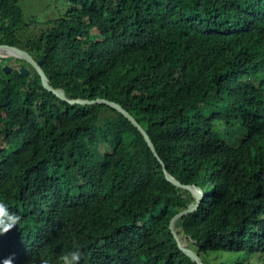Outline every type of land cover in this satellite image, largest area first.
Instances as JSON below:
<instances>
[{"label":"trees","instance_id":"1","mask_svg":"<svg viewBox=\"0 0 264 264\" xmlns=\"http://www.w3.org/2000/svg\"><path fill=\"white\" fill-rule=\"evenodd\" d=\"M63 2L29 33L18 2L0 0V44L44 61L69 99L121 105L168 172L203 190L182 231L204 264H264V0ZM2 68L0 198L21 220L0 259L58 264L78 247L79 264H196L169 228L193 198L132 123Z\"/></svg>","mask_w":264,"mask_h":264},{"label":"water","instance_id":"2","mask_svg":"<svg viewBox=\"0 0 264 264\" xmlns=\"http://www.w3.org/2000/svg\"><path fill=\"white\" fill-rule=\"evenodd\" d=\"M16 2H18V0H15ZM8 50L10 53L8 55H1L3 58H12L15 60H20L22 62H24L26 65L21 66V68L19 69V72L22 76L27 77L30 75L31 70L33 69L35 71V76H34V82H37L38 78H40L41 84L43 86V88L45 90H47L48 92L52 93L53 95H55L58 99H60L63 102H66L70 105H94V104H105L113 109H115L116 111H118L119 113H121L127 120H129L132 125L143 135L146 143L148 144L150 150L152 151V153L154 154L155 158L158 159V161L160 162V164L163 167V172L165 174V177L168 181H170L173 185H175L177 188L182 189L183 191H186L189 193V195L187 196V199H189L190 197L193 198V200L188 204L187 208L183 211H180L176 216H174V218L171 220L170 222V230L177 242V245L179 247V249L186 254L194 263L196 264H204L203 260L199 257V255L192 249H190L188 247V243H187V237L185 239L184 242H182L179 238V233L180 231L178 230V228L182 227V219L185 218L186 216L194 213L195 211H197L204 199V192L202 189H200L199 187L195 186V185H184L182 184L180 181H178L176 178H174L167 170V167L165 165V163L161 160V158L159 157L155 145L153 143V141L151 140V137L149 136V134L147 133V131L143 128V126L138 122V120L132 115L130 114L127 110H125L121 105L115 103V102H111L105 99H97L94 101L91 100H83V99H69L66 96V93L63 89L61 88H54L50 82L48 77L46 76L45 72L42 69V66L44 64V61H37L35 60V58L33 57V55L28 52L25 49H22L20 47H16V46H10L7 44H0V50ZM3 72L5 74H8L9 72H11L13 70L12 66L9 64H5L3 66Z\"/></svg>","mask_w":264,"mask_h":264},{"label":"rangeland","instance_id":"3","mask_svg":"<svg viewBox=\"0 0 264 264\" xmlns=\"http://www.w3.org/2000/svg\"><path fill=\"white\" fill-rule=\"evenodd\" d=\"M16 2V1H15ZM18 5L23 11V16L27 24H29V33H37V30H40V27H38L36 30L34 29V23L32 22L34 20H37L38 25H42L43 22L47 21L48 19L52 18H60L65 16V12L69 9L68 5H65L63 0H18ZM1 30V26H0ZM34 30V31H31ZM23 33V31H21ZM2 34H0V37ZM3 63L4 64H10L14 70H18L21 68L22 65H24L23 62L19 60H15L12 58H3ZM3 67V66H2ZM31 70V69H30ZM30 75H33V71L31 70ZM238 138L236 139V142L238 143ZM100 152L102 153H108L111 152V150L107 146L100 145L98 147ZM187 196V195H186ZM180 231L179 233V238L182 242L185 241L186 236L184 235L182 231V227L178 228ZM187 243H188V238H187ZM188 245V244H187ZM225 255V254H224ZM223 256V255H222ZM208 258L206 259V263L208 264ZM228 260L226 261V263ZM216 263L219 264L220 260L217 259ZM228 264V263H227Z\"/></svg>","mask_w":264,"mask_h":264},{"label":"clouds","instance_id":"4","mask_svg":"<svg viewBox=\"0 0 264 264\" xmlns=\"http://www.w3.org/2000/svg\"><path fill=\"white\" fill-rule=\"evenodd\" d=\"M20 220L21 216L10 207V203L5 199L0 198V235L7 233L14 226L18 225ZM80 259V249L75 247L63 252L58 257V264H79ZM0 264H14V261L13 258L9 256L0 259ZM40 264H50V262L48 259H42Z\"/></svg>","mask_w":264,"mask_h":264},{"label":"bare ground","instance_id":"5","mask_svg":"<svg viewBox=\"0 0 264 264\" xmlns=\"http://www.w3.org/2000/svg\"><path fill=\"white\" fill-rule=\"evenodd\" d=\"M10 52L8 50H0V54L5 56V55H8Z\"/></svg>","mask_w":264,"mask_h":264},{"label":"built area","instance_id":"6","mask_svg":"<svg viewBox=\"0 0 264 264\" xmlns=\"http://www.w3.org/2000/svg\"><path fill=\"white\" fill-rule=\"evenodd\" d=\"M2 60H3V57L0 56V66H3V65H2L3 61H2Z\"/></svg>","mask_w":264,"mask_h":264},{"label":"crops","instance_id":"7","mask_svg":"<svg viewBox=\"0 0 264 264\" xmlns=\"http://www.w3.org/2000/svg\"><path fill=\"white\" fill-rule=\"evenodd\" d=\"M10 65V64H9Z\"/></svg>","mask_w":264,"mask_h":264}]
</instances>
